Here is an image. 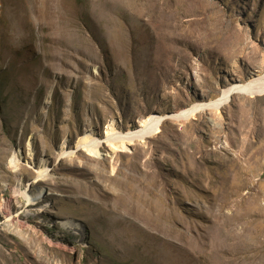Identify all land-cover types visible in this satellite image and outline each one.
<instances>
[{
  "label": "rangeland",
  "instance_id": "1",
  "mask_svg": "<svg viewBox=\"0 0 264 264\" xmlns=\"http://www.w3.org/2000/svg\"><path fill=\"white\" fill-rule=\"evenodd\" d=\"M0 264H264V0H0Z\"/></svg>",
  "mask_w": 264,
  "mask_h": 264
},
{
  "label": "bare ground",
  "instance_id": "2",
  "mask_svg": "<svg viewBox=\"0 0 264 264\" xmlns=\"http://www.w3.org/2000/svg\"><path fill=\"white\" fill-rule=\"evenodd\" d=\"M261 84H263V83L255 82V80H254V82L250 81L249 84L247 85V88H248V90L259 88ZM146 122H147L146 116L140 117L139 123L141 125L144 126L146 124ZM105 133H106V135H110V134L114 133V128H113L111 122H109L107 124V126L105 127ZM91 140H92V138H91L90 134L87 133V134H83V135L79 136L77 143L82 144V145H91V147H92L96 143L92 142ZM90 142H92V144H89ZM110 147H111V150H113V151L123 150V148H124L123 145H119V144H117V142H113L112 144H110ZM5 207H7L6 212H8L9 211L8 204H6Z\"/></svg>",
  "mask_w": 264,
  "mask_h": 264
}]
</instances>
